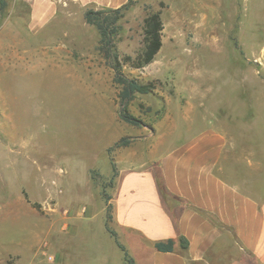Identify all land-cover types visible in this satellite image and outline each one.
I'll use <instances>...</instances> for the list:
<instances>
[{
    "label": "rangeland",
    "instance_id": "374dc122",
    "mask_svg": "<svg viewBox=\"0 0 264 264\" xmlns=\"http://www.w3.org/2000/svg\"><path fill=\"white\" fill-rule=\"evenodd\" d=\"M4 1L0 264L25 260L18 253L26 252L35 235L41 239L60 196L75 197L85 189L88 196L98 190L103 198V188L110 194L116 181L118 159L129 151L146 156L148 136L171 140L167 118L193 93H202L201 100L216 113L232 106L264 116V0H138L124 12L115 39L123 73L156 87L128 104L129 113L143 123L139 127L119 117L122 87L98 50L99 32L85 21L88 9L60 2L49 24L33 34L26 28L27 6ZM157 12L162 49L150 65L134 68L125 58L134 61L143 53L145 19ZM181 132L175 140L186 136ZM123 138L130 145L114 149Z\"/></svg>",
    "mask_w": 264,
    "mask_h": 264
},
{
    "label": "crops",
    "instance_id": "0c3cea01",
    "mask_svg": "<svg viewBox=\"0 0 264 264\" xmlns=\"http://www.w3.org/2000/svg\"><path fill=\"white\" fill-rule=\"evenodd\" d=\"M19 2L28 8L27 30L38 34L60 2L118 9L129 0ZM201 95H190L188 104L167 118L171 140L148 136L146 156L129 151L117 160L118 175L108 194L109 228L116 237L108 230L100 191L88 196L80 189L75 197L60 196L41 239L35 235L26 252L18 253L25 257L19 264H128L118 243L132 264H264V116L232 106L216 113ZM182 129L186 136L175 140L184 135ZM170 240L172 252L157 250V243Z\"/></svg>",
    "mask_w": 264,
    "mask_h": 264
},
{
    "label": "trees",
    "instance_id": "16d2710c",
    "mask_svg": "<svg viewBox=\"0 0 264 264\" xmlns=\"http://www.w3.org/2000/svg\"><path fill=\"white\" fill-rule=\"evenodd\" d=\"M138 0H129V2L118 8V9H88L85 11L84 18L88 25L93 26L97 29L100 35V41L98 50L109 66L113 69L115 77L114 81L116 84L122 87L120 93L121 110L119 113L120 119L133 126H141L143 123L140 119L136 118L128 111V104L133 100L136 94L148 95L154 92L156 89L155 84H143L136 79H130L123 73V61L116 48V36L119 33V26L117 22L119 18L124 15V12L130 9L135 2ZM2 8L6 6L4 0H1ZM162 31L163 22L161 14L159 12L150 14L145 19L144 24V50L143 53L133 61L131 57H126L125 61L130 63L134 68L142 69L150 65L155 57L159 54L162 49ZM131 143L129 138H123L118 141L114 149L120 147H127ZM117 172L114 170V176L117 177ZM158 187L163 196L168 195V191L164 185V182L160 176L157 177ZM103 198L107 202V226L110 233L116 237V234L110 230L109 223L112 221V206L109 204L110 197L105 193V187L103 188ZM182 245L184 248L187 247L188 242L182 238ZM120 248L125 252L128 260V264H132V261L128 257L126 249L118 243ZM175 242L170 240L166 243H157L156 248L160 252H172L174 250Z\"/></svg>",
    "mask_w": 264,
    "mask_h": 264
}]
</instances>
